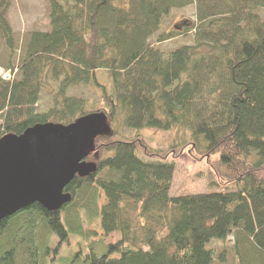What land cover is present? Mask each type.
<instances>
[{"label": "trees", "instance_id": "obj_1", "mask_svg": "<svg viewBox=\"0 0 264 264\" xmlns=\"http://www.w3.org/2000/svg\"><path fill=\"white\" fill-rule=\"evenodd\" d=\"M45 1L50 30L27 34L17 67L2 69L15 73L0 75V138L89 113H103L111 131L86 158L95 173L65 187L68 204L0 221V264H264V0ZM9 4L0 0V39L12 56ZM189 6L193 43L153 45L180 33L159 30ZM80 86L97 99L68 94ZM147 128L182 135L153 149L138 133ZM184 154L206 163L212 192L169 194Z\"/></svg>", "mask_w": 264, "mask_h": 264}, {"label": "water", "instance_id": "obj_2", "mask_svg": "<svg viewBox=\"0 0 264 264\" xmlns=\"http://www.w3.org/2000/svg\"><path fill=\"white\" fill-rule=\"evenodd\" d=\"M106 119L103 113H89L68 125L36 124L20 135L1 137L0 221L33 204L49 212L68 204L65 187L97 169L86 158L96 137L110 133Z\"/></svg>", "mask_w": 264, "mask_h": 264}, {"label": "rangeland", "instance_id": "obj_3", "mask_svg": "<svg viewBox=\"0 0 264 264\" xmlns=\"http://www.w3.org/2000/svg\"><path fill=\"white\" fill-rule=\"evenodd\" d=\"M117 3L120 2L118 1ZM194 13V6H189L176 11L174 14L173 21L166 22V24H164V27L159 30V32L164 30L165 27L172 28L173 25H177V27L180 29V33L175 34V38L170 40L168 39L158 44L154 41L155 37L157 36L155 35L150 40V42L164 52H169L183 45H191L193 43V31H191L190 33H185L183 31V23H192L194 19ZM260 14L264 16V10H261ZM5 18L12 29L13 38L16 43L17 50L15 51L14 55L10 56L6 46L0 39V67H2L0 69V75L3 77L15 73V71H13L12 73H10V71L3 73L4 71L2 69L7 68L9 66L17 67V64L19 63L21 51L20 49L22 47L23 40L27 36V34L33 31L46 32L50 30L49 8L45 0H10V4L6 11ZM16 75L17 74H15V77ZM68 94L72 96H81L83 98L88 99L89 101L97 99L98 96L95 90L92 87L88 86L72 88L68 91ZM47 98V95L42 92L43 102L40 103L41 109H45L46 106L44 105L47 103ZM123 131H125L129 135L133 134V131H128L126 129H124ZM138 133L146 139L147 144L153 149L167 148L168 145L175 138H177L179 135H182V132L180 131H160L152 128H147L142 131H138ZM201 173L202 175L199 176ZM204 174L206 175L204 176ZM209 176V170L204 161H193L187 154L181 155L175 161V169L169 194L172 196H182L192 193L212 192L213 190L210 189L207 185ZM93 204V199L90 198L87 203V210L89 212H94L96 210V208L94 210ZM100 206L98 208H100ZM79 216L82 217V219L84 220V224L88 226L89 229H95L97 227L96 216L90 217L89 213H87L86 210H81V207L79 208ZM71 238L72 240L77 239L75 235H71ZM82 240L85 242L87 239ZM115 240L116 235L112 238L110 236L106 237L102 240V242H98V245L96 246L95 250L96 253L101 254L105 252L107 244L114 242ZM54 243L55 242L51 243L50 246H54ZM215 245L219 246L220 244L216 243ZM226 245L228 247L231 246V238L227 239ZM60 252H63V249H61ZM65 253L66 255L72 254L71 250H68Z\"/></svg>", "mask_w": 264, "mask_h": 264}, {"label": "built area", "instance_id": "obj_4", "mask_svg": "<svg viewBox=\"0 0 264 264\" xmlns=\"http://www.w3.org/2000/svg\"><path fill=\"white\" fill-rule=\"evenodd\" d=\"M3 72V71H2ZM3 73H6V72H3ZM4 80H8V79H10V75H8V76H6V77H3V76H1Z\"/></svg>", "mask_w": 264, "mask_h": 264}]
</instances>
